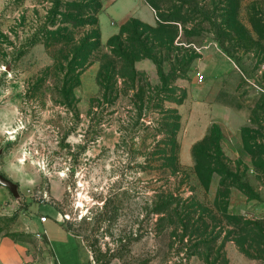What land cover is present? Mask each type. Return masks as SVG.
<instances>
[{
    "label": "rangeland",
    "instance_id": "obj_1",
    "mask_svg": "<svg viewBox=\"0 0 264 264\" xmlns=\"http://www.w3.org/2000/svg\"><path fill=\"white\" fill-rule=\"evenodd\" d=\"M148 1L135 13L157 19L138 52L120 38L122 73L105 43L132 19L99 0H0V173L19 193L0 186V245L20 264H264V0ZM215 95L245 119L221 150L222 120L199 108ZM49 206L66 249L36 232Z\"/></svg>",
    "mask_w": 264,
    "mask_h": 264
},
{
    "label": "crops",
    "instance_id": "obj_2",
    "mask_svg": "<svg viewBox=\"0 0 264 264\" xmlns=\"http://www.w3.org/2000/svg\"><path fill=\"white\" fill-rule=\"evenodd\" d=\"M100 9L98 13L106 12L110 18L117 20L119 22L126 20L127 18L139 21L140 23L148 26H152L155 23V16H151L150 21L143 19L139 14H136L135 11L140 7H145L147 11H151L152 15L154 14L153 8L146 2V0H99ZM111 24H113L111 22ZM120 31V27L115 34L109 37L105 43L107 42ZM101 38L99 32V39ZM101 42V39H100ZM91 73V74H90ZM97 69L92 68L90 71L88 70L85 74V77H95L97 74ZM90 74V75H89ZM199 90L203 89L200 86L197 88ZM208 94V93H207ZM207 96H204L203 101L199 106L200 109L206 111L207 116L205 119L211 115V118L216 120H222V124L224 126V134L226 136L231 135V133L237 132L244 126L245 119L241 112L235 111L231 108H228L224 104H222L216 97H213L212 101H205ZM180 108L184 110L186 106L184 103L181 104ZM223 128V127H222ZM50 207V206H49ZM55 212V219L53 220L52 227H45L48 219L44 213L40 210V213L46 217L45 221H36V232L37 234L47 242L50 247V239L53 238L57 243L61 245V248L66 249L68 245L69 239L76 238L63 226V221L60 219L59 213L52 207H50ZM63 252L66 253V250ZM54 258V264H60L57 257L52 253ZM81 261V259H79ZM21 257L19 251L12 246L6 240H3L0 245V264H20Z\"/></svg>",
    "mask_w": 264,
    "mask_h": 264
},
{
    "label": "trees",
    "instance_id": "obj_3",
    "mask_svg": "<svg viewBox=\"0 0 264 264\" xmlns=\"http://www.w3.org/2000/svg\"><path fill=\"white\" fill-rule=\"evenodd\" d=\"M146 2L150 6H152L150 1L146 0ZM128 26L130 27H128L127 30L123 28L122 30H120V33L118 34L117 37H113L107 42V46L110 50V55L113 57V59H115L118 63L122 65L121 69L119 70L122 73L124 71H127V67H130L132 65V61L134 59V57H132L133 55L126 54L127 51L123 49V45L126 44L128 46V50L130 51V54L138 52L139 51L138 48L145 46V43L142 40V35L138 34V29L139 28L142 29L141 23L139 21L130 20L128 23ZM164 29L165 27L161 26L160 28L156 29V31L153 32V40L150 42L153 46L158 44L160 47H162L166 44L165 42L166 32ZM126 34H129L131 38H129V40L126 39L125 44H123V42L120 41V38ZM108 67H109V64L108 65L107 63L103 64L98 74V82H99V86L101 89H105L103 85L105 83L106 75L108 73ZM215 127H217V128H213L215 145H218V149L221 150L223 146L221 144L219 145V142H221L222 137H224V131L219 125H215ZM208 168L209 167H207L204 171L200 167H198L197 168L198 176L201 177L202 175H205L207 173V176H208L207 183H211L212 172H209L208 174L207 172V170H209ZM221 183L222 182H220V186H221Z\"/></svg>",
    "mask_w": 264,
    "mask_h": 264
},
{
    "label": "water",
    "instance_id": "obj_4",
    "mask_svg": "<svg viewBox=\"0 0 264 264\" xmlns=\"http://www.w3.org/2000/svg\"><path fill=\"white\" fill-rule=\"evenodd\" d=\"M0 186L6 188L15 199L19 197L18 185L10 181L6 177H4L1 173H0Z\"/></svg>",
    "mask_w": 264,
    "mask_h": 264
},
{
    "label": "built area",
    "instance_id": "obj_5",
    "mask_svg": "<svg viewBox=\"0 0 264 264\" xmlns=\"http://www.w3.org/2000/svg\"><path fill=\"white\" fill-rule=\"evenodd\" d=\"M155 18L157 19V17L155 16ZM46 220V217L45 216H42L41 217V221H45Z\"/></svg>",
    "mask_w": 264,
    "mask_h": 264
}]
</instances>
